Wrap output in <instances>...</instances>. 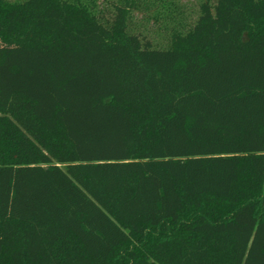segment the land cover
Returning <instances> with one entry per match:
<instances>
[{
  "label": "trees",
  "instance_id": "trees-1",
  "mask_svg": "<svg viewBox=\"0 0 264 264\" xmlns=\"http://www.w3.org/2000/svg\"><path fill=\"white\" fill-rule=\"evenodd\" d=\"M56 1L108 45L0 44V264H264V0Z\"/></svg>",
  "mask_w": 264,
  "mask_h": 264
},
{
  "label": "rangeland",
  "instance_id": "rangeland-1",
  "mask_svg": "<svg viewBox=\"0 0 264 264\" xmlns=\"http://www.w3.org/2000/svg\"><path fill=\"white\" fill-rule=\"evenodd\" d=\"M194 8L199 0H184ZM24 36L38 44L51 43L80 46H106L107 41L84 16L61 8L56 0H33L23 8L0 12V44Z\"/></svg>",
  "mask_w": 264,
  "mask_h": 264
}]
</instances>
